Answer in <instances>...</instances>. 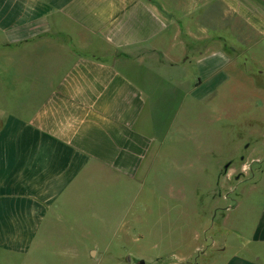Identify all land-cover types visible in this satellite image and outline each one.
<instances>
[{"label": "crops", "instance_id": "1", "mask_svg": "<svg viewBox=\"0 0 264 264\" xmlns=\"http://www.w3.org/2000/svg\"><path fill=\"white\" fill-rule=\"evenodd\" d=\"M236 71L264 77V0H0V264L114 236L113 196L157 144L144 117ZM250 204L220 209L238 214L206 230L203 264H264V196Z\"/></svg>", "mask_w": 264, "mask_h": 264}, {"label": "rangeland", "instance_id": "2", "mask_svg": "<svg viewBox=\"0 0 264 264\" xmlns=\"http://www.w3.org/2000/svg\"><path fill=\"white\" fill-rule=\"evenodd\" d=\"M259 68L246 71L256 74ZM184 75L194 79L200 67L176 70L177 79ZM213 85L205 82L192 99L178 92L168 114L144 117L143 131L157 144L144 178L129 180L125 194L113 196L107 214L112 225L120 217L123 224L108 230L114 236L45 244L41 259L13 264H203L198 253L206 247V230L214 224L215 235L220 226L231 227L235 214L251 205L250 197L260 203L264 196V77L236 71L217 93L200 99ZM237 200L238 213L222 219L220 209Z\"/></svg>", "mask_w": 264, "mask_h": 264}, {"label": "water", "instance_id": "3", "mask_svg": "<svg viewBox=\"0 0 264 264\" xmlns=\"http://www.w3.org/2000/svg\"><path fill=\"white\" fill-rule=\"evenodd\" d=\"M93 254H94V252L92 251V252H91V255H93Z\"/></svg>", "mask_w": 264, "mask_h": 264}]
</instances>
